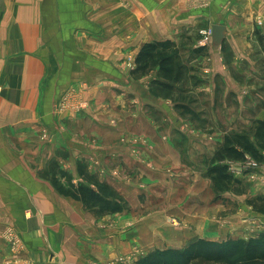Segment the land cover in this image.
<instances>
[{
  "label": "rangeland",
  "instance_id": "obj_1",
  "mask_svg": "<svg viewBox=\"0 0 264 264\" xmlns=\"http://www.w3.org/2000/svg\"><path fill=\"white\" fill-rule=\"evenodd\" d=\"M191 1L194 8L210 2ZM152 5L144 25L130 14L124 26L119 2L111 11L120 24L99 34L96 49L83 37L76 50L54 52L58 67L44 93L54 98L47 104L53 120L44 117L36 134L49 147L38 149L35 141L34 179L25 187L35 201L40 192H49L58 206L67 200L74 216L88 214L111 232H133L144 221L147 243L156 225L169 235L206 224L221 237L197 235L163 248L138 243L129 254L91 264H133L153 250L183 249L198 238L220 243L264 235V211L255 207L264 208V37L253 26L247 49L255 67L243 64L240 71L232 67L240 59L228 44L213 47L212 24L183 28L178 39L153 36ZM127 27L136 37L126 35ZM145 44L154 48L139 61ZM0 200L2 206L13 203ZM4 209L0 264H33L16 225L37 217L36 210L26 208L23 219ZM55 236L44 252L51 264L57 263Z\"/></svg>",
  "mask_w": 264,
  "mask_h": 264
},
{
  "label": "crops",
  "instance_id": "obj_2",
  "mask_svg": "<svg viewBox=\"0 0 264 264\" xmlns=\"http://www.w3.org/2000/svg\"><path fill=\"white\" fill-rule=\"evenodd\" d=\"M119 2L125 5L121 17L124 26L130 14L135 20L143 18L141 24L144 25L147 20L144 16L153 4L155 13L149 20H152L153 36L161 39H178L183 28L200 22L223 24L226 29L220 47L228 44L240 59L232 67L240 71L243 64L251 70L255 67L250 58L252 52L247 49V38L252 36L254 27L264 37V0H210L200 8L192 7L191 0H0V198L12 200L11 206H4L16 218L24 219L26 208L36 210L37 217L25 218L22 224L16 225L33 264H51L44 252L52 248L49 245L52 233L59 240L56 264L106 262L113 255L129 254L133 246L139 244L163 248L182 245L188 237L197 235L210 239L221 237L215 228L206 224H203L205 228L200 225V229L182 233L176 230L177 233L169 235L156 225L153 240L147 243L142 237L147 228L144 221L133 232H125L122 227L111 232L94 225L88 214L80 216L82 219L74 216L73 205L67 200L59 207L49 192H40V201H35L32 193L28 195L25 186L34 179L31 165L37 158L33 152L35 141L39 142L38 149L48 146L37 141V128L43 127L40 122L44 117L47 123L53 120L48 114L51 105L47 104L54 98L44 96L50 92L51 74L58 67L53 54L61 46L63 51L72 46L76 50L78 39L83 37L89 38V44L95 42L96 49L100 33L103 35V31L120 24L111 11ZM257 18L263 22L255 24ZM140 25L136 24L134 29L140 31ZM126 35L136 37L128 27ZM63 63L65 60L61 63L64 67ZM57 143L58 148H66L65 142ZM17 145L21 146V151ZM4 206L0 200V210H5ZM3 253L5 250L1 251V257Z\"/></svg>",
  "mask_w": 264,
  "mask_h": 264
},
{
  "label": "trees",
  "instance_id": "obj_3",
  "mask_svg": "<svg viewBox=\"0 0 264 264\" xmlns=\"http://www.w3.org/2000/svg\"><path fill=\"white\" fill-rule=\"evenodd\" d=\"M147 47L154 48V45L143 46L138 57L139 61L149 56ZM236 142L242 149L255 152L253 146L247 142L239 139ZM81 191L84 197L86 195L84 189ZM255 207L259 211H264V208ZM196 260L199 262L195 263ZM133 264H264V235L248 241L226 240L220 243L198 238L183 249L153 250Z\"/></svg>",
  "mask_w": 264,
  "mask_h": 264
},
{
  "label": "water",
  "instance_id": "obj_4",
  "mask_svg": "<svg viewBox=\"0 0 264 264\" xmlns=\"http://www.w3.org/2000/svg\"><path fill=\"white\" fill-rule=\"evenodd\" d=\"M212 43L218 47L220 42L222 41L224 35H225V25L220 23H214L212 24Z\"/></svg>",
  "mask_w": 264,
  "mask_h": 264
},
{
  "label": "built area",
  "instance_id": "obj_5",
  "mask_svg": "<svg viewBox=\"0 0 264 264\" xmlns=\"http://www.w3.org/2000/svg\"><path fill=\"white\" fill-rule=\"evenodd\" d=\"M206 37H208V36H206Z\"/></svg>",
  "mask_w": 264,
  "mask_h": 264
}]
</instances>
